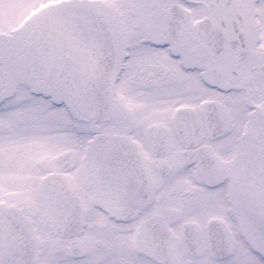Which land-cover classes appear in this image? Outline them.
Returning a JSON list of instances; mask_svg holds the SVG:
<instances>
[{"label": "snow or ice", "instance_id": "obj_1", "mask_svg": "<svg viewBox=\"0 0 264 264\" xmlns=\"http://www.w3.org/2000/svg\"><path fill=\"white\" fill-rule=\"evenodd\" d=\"M0 264H264V0H0Z\"/></svg>", "mask_w": 264, "mask_h": 264}]
</instances>
